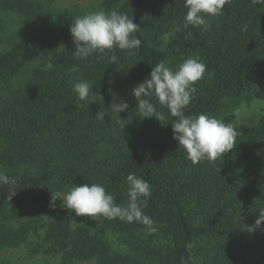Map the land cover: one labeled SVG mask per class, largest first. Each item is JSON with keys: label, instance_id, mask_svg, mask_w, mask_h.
I'll use <instances>...</instances> for the list:
<instances>
[{"label": "trees", "instance_id": "obj_1", "mask_svg": "<svg viewBox=\"0 0 264 264\" xmlns=\"http://www.w3.org/2000/svg\"><path fill=\"white\" fill-rule=\"evenodd\" d=\"M27 1L1 2L6 9L27 10L33 23L49 17L34 12ZM114 10L139 25L134 34L142 41L138 49L117 48L80 60L74 56L69 26L56 25L21 35L0 53V94L29 64L41 62L0 104V161L13 169L6 176L15 181L0 184V252L28 241L33 228L23 216L39 209L49 215V251L65 261L141 264L114 253L93 225L126 235L150 230L148 226L76 216L63 207L62 196L50 206L52 192L100 183L116 204L127 207V176L134 173L151 185V195L141 204L167 243L153 251L163 264H193L194 246L203 239L214 244L213 264H264V226L248 230L264 209V110L254 124H236V145L224 157L192 164L173 138L176 117L153 95L148 99L164 120L145 118L132 95L156 64L195 57L206 65V78L194 85L185 115L216 117L228 100L249 95L264 102V3L226 0L220 15L207 18V31L185 25L184 0H124ZM144 22L156 41L172 34L165 48L151 43ZM77 81L89 83L95 102L77 98L72 87ZM121 101L129 108L118 114L110 106ZM102 110L105 119H96ZM235 119L228 115L220 120Z\"/></svg>", "mask_w": 264, "mask_h": 264}, {"label": "clouds", "instance_id": "obj_2", "mask_svg": "<svg viewBox=\"0 0 264 264\" xmlns=\"http://www.w3.org/2000/svg\"><path fill=\"white\" fill-rule=\"evenodd\" d=\"M254 3H264V0H253ZM226 0H184L187 9L184 16L186 26L207 31L211 25L208 17H216L222 13ZM74 43V56L85 60L92 54H107L114 49L129 51L138 49L142 41L134 35L139 25L134 23L133 17L111 10L87 13L74 17L69 26ZM246 30V29H245ZM117 57L112 55L110 61L115 64ZM206 65L195 57H188L172 69L161 61L156 64L150 77L132 89V95L137 99L139 113L145 118L156 117L163 121L162 113L157 112L154 104L148 99L153 95L160 105L166 107L171 116L176 117L172 122L173 138L178 141L179 148H183L186 159L192 164L203 160L214 162L230 152L236 145V123H225L208 114L185 115L196 89L194 85L203 78ZM73 91L81 101L95 102L92 87L86 81L74 82ZM118 114L127 111L126 101L112 105ZM238 116L239 113L237 112ZM96 119L104 120L105 113L100 111ZM15 183L6 175L0 174V184ZM129 203L127 207L114 202V196L107 192L100 183L76 185L67 193H53L50 206L63 197L64 208L75 213L76 216L95 218L102 216L112 220L119 218L127 222H139L152 228L151 218L143 212L142 198L151 195V185L134 173L127 176ZM264 226V209L259 211L254 225L248 226L249 231H255Z\"/></svg>", "mask_w": 264, "mask_h": 264}, {"label": "rangeland", "instance_id": "obj_3", "mask_svg": "<svg viewBox=\"0 0 264 264\" xmlns=\"http://www.w3.org/2000/svg\"><path fill=\"white\" fill-rule=\"evenodd\" d=\"M0 0V53L7 51L12 43L21 35H32L56 25H68L74 17L83 16L90 12L116 9L124 0H29L27 6L33 7L34 12L49 13L46 20L36 19L33 23L25 9H6ZM143 30L153 45L165 48L170 40L171 33L162 36L156 41L148 22L143 23ZM181 62H170L167 66L176 69ZM40 61L29 64L18 77L0 94V104H6L25 82L30 78L34 69L39 67ZM203 78H206L204 74ZM114 104L110 107L113 108ZM113 110V109H112ZM264 102L255 95L239 99H231L217 115V119L234 115L236 124H254L262 111ZM239 113L237 116L236 113ZM1 152V150H0ZM13 169L6 167L0 161V174L8 175ZM24 223L32 226L33 230L28 241L20 248L6 249L0 252V264H96L92 262H67L61 254L49 251V244L45 239L46 225L49 215L39 209L26 210L23 216ZM94 232L99 234L111 247L114 253L131 256L141 264H163L162 259L153 253L154 250L167 247L166 241L159 237L156 231L146 230L136 235H126L118 231H104L93 225ZM203 239L194 246L193 264H213L216 257L214 244Z\"/></svg>", "mask_w": 264, "mask_h": 264}]
</instances>
